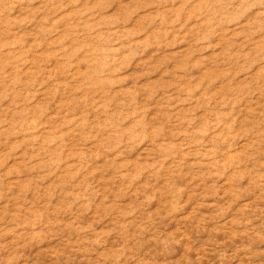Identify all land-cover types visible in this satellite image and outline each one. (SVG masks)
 <instances>
[{"label":"rangeland","instance_id":"374dc122","mask_svg":"<svg viewBox=\"0 0 264 264\" xmlns=\"http://www.w3.org/2000/svg\"><path fill=\"white\" fill-rule=\"evenodd\" d=\"M0 264H264V0H0Z\"/></svg>","mask_w":264,"mask_h":264}]
</instances>
